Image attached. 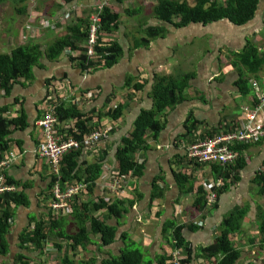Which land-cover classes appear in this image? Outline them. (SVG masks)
I'll return each instance as SVG.
<instances>
[{"label": "crops", "instance_id": "obj_1", "mask_svg": "<svg viewBox=\"0 0 264 264\" xmlns=\"http://www.w3.org/2000/svg\"><path fill=\"white\" fill-rule=\"evenodd\" d=\"M99 1L0 0V54L28 43L46 49L68 35L67 27L75 17L87 19ZM187 1L195 4V0ZM215 1L226 4V0ZM157 3L111 1V9L120 14L119 29L104 33L103 40H115L123 48V56L114 66L83 72L75 57L79 52L68 49L54 60L44 56L34 66L32 80L14 83L6 94L0 90V108H7L4 116L9 120L24 115L26 123L8 135V148L0 158L8 162L0 172L13 189L0 192V196L15 191L28 198V204L11 206L13 215L3 237L6 251L0 253V264H106L130 251L137 252L130 256L132 264H173V229L180 226L194 250L191 264H210L201 252L226 229L225 220L231 215H237L240 222L238 231L230 234L240 251L235 264H264V240L259 230L264 219V190L256 180L264 171V137L234 142L238 158L232 163L236 166L233 172H228L232 164L197 162L188 156L191 144L240 129L258 96L264 94V65L250 74L232 64L249 42L264 55V0H258L253 17L241 24L221 18L181 27L157 18L153 13ZM150 26L163 27L164 36L144 45ZM186 74H193L185 91L187 100L159 114L164 128L158 133L148 131L145 146L132 153L143 165L141 173L120 172L117 151L123 137H129L142 111L155 107V76L181 78ZM243 77L250 81L248 94L241 93L239 80ZM254 81L257 88L252 86ZM137 84L143 88L136 90ZM52 95L78 105L85 117L91 118V125L97 122L98 129L109 130L108 137L98 144H85L83 139L81 147L75 148L82 149L79 161L83 165L103 160L102 172L92 181L91 189L90 182L84 181L87 173L82 179L65 181L63 159L60 172L53 173L50 160L36 153L43 139L39 121ZM118 106H123L119 119L99 118ZM75 122H60L59 135L71 134ZM114 174L123 181L120 195L110 187ZM59 178L64 190L81 183H87V188L79 189L69 209L53 214L52 186ZM218 178L222 184L216 188V200L198 210L193 203L203 190V179ZM101 202L105 204L96 208L94 204ZM49 215L60 218L62 227L52 231L46 226L49 236L37 247L26 234ZM91 217L114 230L106 236L112 241L105 242L102 232H97L89 233L90 240L83 244L75 243L83 229L89 232ZM61 229L65 236L57 234Z\"/></svg>", "mask_w": 264, "mask_h": 264}, {"label": "trees", "instance_id": "obj_2", "mask_svg": "<svg viewBox=\"0 0 264 264\" xmlns=\"http://www.w3.org/2000/svg\"><path fill=\"white\" fill-rule=\"evenodd\" d=\"M70 2L71 0H65ZM258 0H226V4H218L215 0H195L194 5H190L187 0H158V3L153 7L154 15L160 20L173 23L176 27L187 25L190 22H210L219 20L221 18H229L231 21L241 24L250 20L256 12ZM126 13H133V10H126ZM102 24L101 31L103 33H112L119 29L120 14L113 11L110 6L103 8L101 12ZM175 17H178L175 20ZM46 20L43 21V24ZM90 18L82 19L75 17L72 23L67 27L68 35L62 38H57L50 46L43 49L42 45L35 43H28L24 46H18L13 49L9 54H0V90L4 94L8 93L14 83L20 80L28 81L34 78L33 68L40 60L47 56L49 59H57L58 56L68 49L71 51H78L75 56L79 68L83 72L89 73L97 70L98 68H110L117 64L123 56L122 46L115 40H103V35L99 36V43L97 53L101 56L100 59L95 60L88 57V49L85 48V43L88 39ZM159 30V33H158ZM147 38L143 39L142 44L149 45L151 40L157 36H164L163 27L155 29L150 26L146 29ZM84 45H83V44ZM82 44V45H81ZM234 67L241 66L248 73L256 74L257 71L264 65V55L258 53V49L253 42H249L245 50L239 54L238 59L233 63ZM193 74H186L181 78H176L173 75H157L155 76V85L153 88L152 96L155 100V107L150 111H142L137 120L135 121L134 130L130 133L129 137H123L122 145L118 148L117 159L119 160L120 172L127 173H141L142 164H139L132 153L142 148L146 144L148 131L158 133L164 128V123L157 117L166 108H173L176 105L187 100L185 91L189 87V81ZM249 78H241L239 84L241 86V93L248 94L250 92ZM244 85L245 89L242 87ZM136 90L143 88V85H134ZM48 101V109L55 114L59 122L65 120H77L74 123L72 130L70 129L69 136L75 137L77 140L82 141L85 136L98 130L99 123L94 122V125L89 123L90 117H85L81 112L78 105L66 104L61 101L57 96H50ZM7 108H0V158L3 151H6L7 138L12 130L23 128L26 123L24 115L17 118L7 119L4 114ZM46 113V112H45ZM123 114V106H118L106 115H98L100 119L104 116H110L115 120L119 119ZM45 115V114H44ZM188 122V120H187ZM195 126V123H194ZM192 127L191 131L194 129ZM96 129V130H95ZM190 132V130H188ZM82 149L69 150L63 157V164L61 167V175L63 180H71L74 177L82 179L84 173L87 176L84 181L90 182L89 188L91 189L92 181L96 180L102 172L103 160L95 163L81 164L79 161ZM235 164L230 166L228 172L236 170ZM84 166V168H82ZM83 170V171H82ZM98 176V177H97ZM257 182L262 184L264 190V171L257 174ZM9 181H12L9 179ZM223 188V186L221 187ZM220 189H218V192ZM12 204V205H11ZM19 204H28V198L23 192H7L0 196V253L6 251L4 243V234L8 231L10 226L9 220L13 215L11 206ZM105 204V202L95 203L98 208ZM198 210L206 207V199L204 190L200 191L197 199L193 203ZM92 227L89 232L85 228L82 230L78 237L74 238L75 243H81L90 240L89 233L102 232L105 242H110L113 238L108 239L106 236L113 233L114 230L106 224L99 222L96 218L91 217ZM237 215L229 216L225 222L227 227L222 231L221 235L217 237L213 244L205 247L201 256L207 261L211 260L210 264H235L240 258V251L235 247V244L230 238V234L237 232ZM62 222L60 218H52L49 215L48 219H41L37 222V227L33 231L27 232L26 238L35 244L37 247L41 246L48 236L49 232L46 231V226L55 229L61 228ZM190 226H193L190 225ZM173 227V225H172ZM173 243L175 249L185 253V258L182 259V264H191L193 259L194 250L190 248L189 243L185 240L182 234L183 226L174 227ZM260 233L263 235L264 240V219L260 227ZM60 236H65L63 229L58 233ZM137 252H126L118 259L107 262L106 264H132L130 256Z\"/></svg>", "mask_w": 264, "mask_h": 264}, {"label": "built area", "instance_id": "obj_3", "mask_svg": "<svg viewBox=\"0 0 264 264\" xmlns=\"http://www.w3.org/2000/svg\"><path fill=\"white\" fill-rule=\"evenodd\" d=\"M111 1L112 0H100L89 16L90 23L85 48L88 49V57L95 60L101 58L97 53V47H101L99 36L104 34L101 31V12L104 7L111 4ZM252 86L257 88V82H252ZM262 112H264V94L258 96L257 104L249 112L248 118L240 129L232 132H220L210 139L191 144L188 147L189 158L197 162L234 163L238 158V153L232 148L234 142H255L259 138L264 137V113ZM59 125L60 122L51 109H48L44 117L39 121V126L43 135V139L38 146L39 152L40 155L50 160L56 173L60 172L63 156L69 150L80 148L82 145V143L73 136H69L68 134L60 136ZM108 134V129H98L90 135L85 136L84 143L89 145L98 144L102 139L107 138ZM6 161L7 159L0 161V169L8 162ZM221 184L222 180L220 178L213 180L203 179L202 185L207 204H211L216 200V188ZM82 187L87 188V183H81L80 186L72 185L64 190L60 178L55 179L52 186L51 202L53 214H56L60 209H69L74 195L77 194ZM110 187L117 195H120L123 191V181L120 180L117 174L113 175ZM11 189H13V186L5 183L4 177L0 172V192ZM182 259L181 251L176 249L172 254V263L182 264Z\"/></svg>", "mask_w": 264, "mask_h": 264}, {"label": "rangeland", "instance_id": "obj_4", "mask_svg": "<svg viewBox=\"0 0 264 264\" xmlns=\"http://www.w3.org/2000/svg\"><path fill=\"white\" fill-rule=\"evenodd\" d=\"M123 11H122V15H123ZM175 18H178V17H175ZM38 146H39V144H38ZM36 153L40 156V157H43V158H45V156H42V155H40V152H39V148L37 147V149H36ZM64 157V156H63ZM53 170V173H56V171L54 170V168L52 169Z\"/></svg>", "mask_w": 264, "mask_h": 264}]
</instances>
